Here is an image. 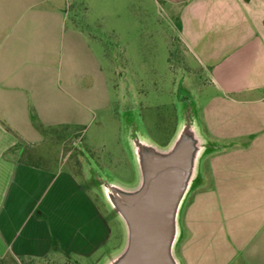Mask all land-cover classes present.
<instances>
[{"label": "crops", "instance_id": "crops-1", "mask_svg": "<svg viewBox=\"0 0 264 264\" xmlns=\"http://www.w3.org/2000/svg\"><path fill=\"white\" fill-rule=\"evenodd\" d=\"M56 1L0 0V261L94 253V239L80 243L54 225L85 219L92 198L82 197L81 215L71 198L86 191L76 173L31 152L45 131L90 112L78 99L77 51L87 65L98 36L76 21L65 29L70 16ZM150 1L176 23L177 43L206 70L202 85L214 88L196 120L207 147L180 212L179 263L229 264L246 240L248 263L264 264V0Z\"/></svg>", "mask_w": 264, "mask_h": 264}, {"label": "rangeland", "instance_id": "rangeland-1", "mask_svg": "<svg viewBox=\"0 0 264 264\" xmlns=\"http://www.w3.org/2000/svg\"><path fill=\"white\" fill-rule=\"evenodd\" d=\"M87 1L89 10L82 0L53 3L70 16L65 20V29L73 28L76 21L84 32L89 27L98 36L99 42L89 43L92 55L87 65L82 67L85 55L77 51V83L81 87L78 99L80 106L85 104L90 112L78 125L45 131L44 139L31 152L43 158L40 164L44 166L60 165L64 171L71 168L76 173L74 177L86 190L71 195L79 208L82 197L92 198L93 208L89 215L82 216L85 219L79 216L71 225L62 219L54 225L66 237L78 233L80 243L94 239V253L90 257L73 255L20 264H108L123 250L126 234L105 199L100 179L126 188L139 184L136 160L128 142L129 128L135 126L138 133L166 148L183 119L200 120L201 107L214 94L212 85H202L206 70L198 58L184 53L177 43L176 23L152 1ZM66 57L64 52V65ZM62 72L64 76L65 68ZM188 95L191 100L184 102ZM83 212L82 208L81 215ZM102 240L104 243L99 245ZM237 247L238 254L229 264H249L247 256L252 247L246 240ZM0 264L18 263L4 259Z\"/></svg>", "mask_w": 264, "mask_h": 264}, {"label": "water", "instance_id": "water-1", "mask_svg": "<svg viewBox=\"0 0 264 264\" xmlns=\"http://www.w3.org/2000/svg\"><path fill=\"white\" fill-rule=\"evenodd\" d=\"M139 184L126 188L101 180L106 201L125 229V246L108 264H180L176 244L180 212L206 151L195 118L183 119L172 142L160 148L129 128Z\"/></svg>", "mask_w": 264, "mask_h": 264}, {"label": "trees", "instance_id": "trees-1", "mask_svg": "<svg viewBox=\"0 0 264 264\" xmlns=\"http://www.w3.org/2000/svg\"><path fill=\"white\" fill-rule=\"evenodd\" d=\"M176 131H177V129L175 130V133H174L173 137L175 136ZM173 137H172V139H173ZM172 139L169 142H167L166 146H164V147H167L171 143Z\"/></svg>", "mask_w": 264, "mask_h": 264}, {"label": "flooded vegetation", "instance_id": "flooded-vegetation-1", "mask_svg": "<svg viewBox=\"0 0 264 264\" xmlns=\"http://www.w3.org/2000/svg\"><path fill=\"white\" fill-rule=\"evenodd\" d=\"M136 128V127H135Z\"/></svg>", "mask_w": 264, "mask_h": 264}]
</instances>
